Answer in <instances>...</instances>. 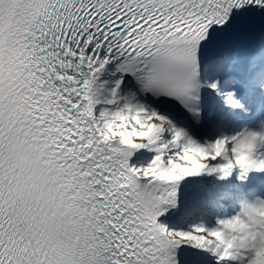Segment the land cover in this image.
Returning <instances> with one entry per match:
<instances>
[{
    "label": "snow or ice",
    "instance_id": "6c2138e0",
    "mask_svg": "<svg viewBox=\"0 0 264 264\" xmlns=\"http://www.w3.org/2000/svg\"><path fill=\"white\" fill-rule=\"evenodd\" d=\"M261 253L264 0H0V264Z\"/></svg>",
    "mask_w": 264,
    "mask_h": 264
},
{
    "label": "bare ground",
    "instance_id": "6f19581e",
    "mask_svg": "<svg viewBox=\"0 0 264 264\" xmlns=\"http://www.w3.org/2000/svg\"><path fill=\"white\" fill-rule=\"evenodd\" d=\"M171 219H173V218L170 217L169 215H165V216H163V217L161 218V220H162L163 222H167L168 220H171Z\"/></svg>",
    "mask_w": 264,
    "mask_h": 264
},
{
    "label": "clouds",
    "instance_id": "9594fccd",
    "mask_svg": "<svg viewBox=\"0 0 264 264\" xmlns=\"http://www.w3.org/2000/svg\"><path fill=\"white\" fill-rule=\"evenodd\" d=\"M258 260H260V261H264V253H261V254L258 256Z\"/></svg>",
    "mask_w": 264,
    "mask_h": 264
}]
</instances>
